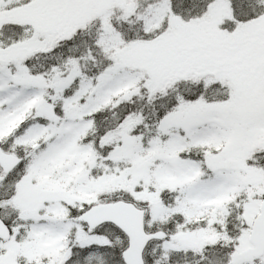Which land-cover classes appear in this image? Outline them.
Returning <instances> with one entry per match:
<instances>
[{
  "label": "snow or ice",
  "instance_id": "1",
  "mask_svg": "<svg viewBox=\"0 0 264 264\" xmlns=\"http://www.w3.org/2000/svg\"><path fill=\"white\" fill-rule=\"evenodd\" d=\"M0 264H264V0H0Z\"/></svg>",
  "mask_w": 264,
  "mask_h": 264
}]
</instances>
